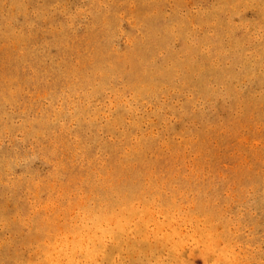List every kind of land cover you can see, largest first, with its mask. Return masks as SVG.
<instances>
[{"label": "rangeland", "instance_id": "rangeland-1", "mask_svg": "<svg viewBox=\"0 0 264 264\" xmlns=\"http://www.w3.org/2000/svg\"><path fill=\"white\" fill-rule=\"evenodd\" d=\"M99 240L264 264V0H0V264Z\"/></svg>", "mask_w": 264, "mask_h": 264}, {"label": "bare ground", "instance_id": "bare-ground-1", "mask_svg": "<svg viewBox=\"0 0 264 264\" xmlns=\"http://www.w3.org/2000/svg\"><path fill=\"white\" fill-rule=\"evenodd\" d=\"M87 217V216H86ZM100 243V247L98 248V250H94V248L90 249V251H88L86 257L90 258L91 257V262H93L92 264H98L97 259L95 257L96 254H99L100 251L105 250V246L103 244V241L99 240ZM67 256V255H66Z\"/></svg>", "mask_w": 264, "mask_h": 264}]
</instances>
